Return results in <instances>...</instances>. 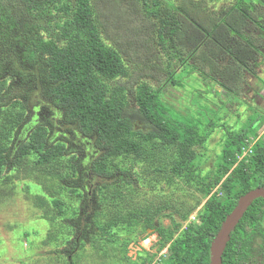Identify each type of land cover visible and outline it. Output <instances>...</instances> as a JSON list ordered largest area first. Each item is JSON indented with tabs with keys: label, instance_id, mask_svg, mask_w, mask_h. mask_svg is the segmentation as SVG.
Segmentation results:
<instances>
[{
	"label": "trees",
	"instance_id": "16d2710c",
	"mask_svg": "<svg viewBox=\"0 0 264 264\" xmlns=\"http://www.w3.org/2000/svg\"><path fill=\"white\" fill-rule=\"evenodd\" d=\"M111 29L121 32L116 43L109 42ZM259 32L264 0H0V181L14 190L15 178L36 165L37 180L24 183L41 190L22 192L38 207L43 198L40 210L56 219L37 251L54 245L52 264H82L95 255L113 264H210V245L226 216L241 196L264 187V135L251 129L254 123L236 129L216 116L227 99L239 97L248 75L256 79ZM141 43L146 50L128 56ZM142 55L147 64L159 57L161 63L148 65L167 76L161 86L131 70ZM187 77L191 88L182 96L191 95L190 110L177 116L165 90ZM262 79L259 73L258 96ZM210 91L214 100L206 98ZM32 94L92 143L96 156L87 168L76 137L54 135L51 122L31 127L15 150L31 123ZM257 109L264 119V108ZM87 171L99 180L90 197L81 185ZM157 217H169L172 226ZM148 229L159 235L157 254L164 249L166 257L130 262L128 246ZM222 264H264V198L231 233Z\"/></svg>",
	"mask_w": 264,
	"mask_h": 264
},
{
	"label": "rangeland",
	"instance_id": "374dc122",
	"mask_svg": "<svg viewBox=\"0 0 264 264\" xmlns=\"http://www.w3.org/2000/svg\"><path fill=\"white\" fill-rule=\"evenodd\" d=\"M108 34L107 36L110 39L109 42L116 43L118 42V36L121 34V32L119 30L111 29ZM259 34H261V36H264V32H259ZM112 39L116 42H114ZM123 43H125V41H123ZM131 48L133 49L134 53H132L129 49L128 56L130 57L135 56V53L139 50H146L144 43H141V46L138 45L137 49H135L134 47ZM261 50L263 53V57L260 58L262 67H260L255 73L256 79L251 77V75H248L246 77L248 83L240 92L239 97H237L235 100L230 98L227 99L225 107H222L221 111L216 115L217 120L224 119V117L226 116L227 118H229L228 120L231 124L239 125V127L236 129H239L240 127L248 128V125L252 126V124L254 123V128H250L253 131L258 132L259 136L264 135V119H257L259 116V110L257 109V107L259 109L264 108V91H261V95L258 96L255 94V90L259 89V86L256 83V80L259 79V73L260 76L264 79V47L261 48ZM159 54L160 52L158 53V56ZM138 61L140 62V65H138L139 69L136 70L133 66H131V70L135 71V76H142V78L146 77L153 83H157L158 86H161V84L164 83V81L162 83L163 77L164 79H166L167 76L164 75L161 70H157L156 67L151 68V66H149L153 65L154 63H148V65L146 63L148 62L147 58L144 55L139 57ZM154 62V65H156V62H160L159 57L155 59ZM154 69L155 71H153ZM130 82L131 81L126 82V84L131 86ZM179 82L181 84L176 86L175 89L173 87L168 88L167 86L165 90V95L168 98L167 100H169V102L176 107L175 109L178 113L177 116L185 117L184 114L188 113L190 110L189 106L191 105V95L189 94V96H185L184 94L182 96V91L188 90L187 88L189 87L191 88V82L189 80V77L185 78L184 81L182 80ZM12 85L14 90H18L20 84L13 83ZM27 87L30 88L32 86L28 84ZM32 95L33 97L31 98L32 101L30 104L31 111L29 112V117H31L30 122H35L37 123V125L47 124L48 122H51L54 125V135H61V138L63 137L66 140H73L76 137V139H74V143L76 145H78L79 143L81 148L84 149V152L82 153L84 155V159L82 162L83 166H86L87 163H90V157L92 156V161L96 156L94 152L95 149L92 146V143L82 137L76 126L65 124L62 121V117L55 116L54 108L44 102V99H41L37 94ZM206 98L214 100L215 95L212 93V91H210L209 95H206ZM228 101H231L233 103V106L236 105L234 113L231 112L232 109L228 107ZM209 103L210 101H208V104ZM214 114L215 113L212 110L209 112V115L212 117L214 116ZM188 115H191V113H189ZM203 116L205 115L197 114L196 117L203 118ZM75 144L72 146L71 149H74V147L76 146ZM33 167L34 169L30 167L32 170L28 172L26 178L18 179L15 178L16 175L13 177L15 178V185H17L16 189L14 190L11 188V182L7 180L0 181V264H46L47 262L48 264H52V261L49 257H47V255L48 252L56 250L55 246L52 244H48L46 248V246L41 245V248H39V250L41 251H37V246H39V244L48 237L49 233L53 232L51 230L53 228L52 225L56 221V219H54L55 214L52 215L47 212L43 213V211L40 210L45 207L42 206L45 201L43 203H40L43 198H40L39 204H41V206L38 207L35 203L33 204L29 202L22 192L24 187H30L31 192L33 194H37L41 190V187L34 184L33 182H27V186H25L24 181L37 180V177L35 176L36 165L33 164ZM164 170L166 172L167 170L168 172H170L169 167L167 165L164 166ZM83 178L84 180L81 185L85 186V191L90 197L95 187L98 185L99 180L92 176L88 177V171L84 173ZM51 181L52 179H50L47 184H51ZM100 183L102 184V182ZM184 187L191 190L192 192H195L193 188H189L186 186ZM53 188L55 190L57 189L55 187ZM204 202L205 201H203L202 204L199 206L200 208L202 207ZM91 205V201L86 204V212L91 209ZM46 208L48 209V206H46ZM195 215L196 212L190 217V220H194ZM46 217L49 218L52 223ZM158 218L159 217L155 219V222H161L164 227L172 226V222L169 217H163V219ZM174 218L177 222H180V219L178 217L175 216ZM82 228H84V226ZM179 232H177L175 236H177ZM145 238L149 239L148 243L144 242L146 240ZM159 238L160 237L155 232V230L148 229L145 234H141L138 236L136 242H133L128 246L127 258L130 260V262H135L139 255H156L157 260L161 257H166L165 253H163L164 249L157 254ZM119 249L120 247L116 245L115 251L118 254H122ZM111 251L112 252L109 253H113L114 249H111ZM40 253L47 254L44 256L40 255L41 259H39L37 254ZM53 256L57 258L56 252H53ZM79 256V254H75L74 258ZM96 256L97 255L92 257V259H89L90 262H84L82 264H104L105 261L107 263L113 264L114 262H116L114 258L109 256H107V258H105L104 256H102V258L97 256L98 260H96Z\"/></svg>",
	"mask_w": 264,
	"mask_h": 264
},
{
	"label": "water",
	"instance_id": "95a60500",
	"mask_svg": "<svg viewBox=\"0 0 264 264\" xmlns=\"http://www.w3.org/2000/svg\"><path fill=\"white\" fill-rule=\"evenodd\" d=\"M36 124L37 123L35 122L29 124L30 126L26 128V131L23 132L18 139L15 150L18 149L22 142L27 138L30 128L34 127ZM259 198H264V187L255 188L240 197L236 207L226 216L221 224L220 230L211 242L210 264H222V256L226 250L228 242L230 241L231 233L235 230L248 208ZM144 242L148 243L149 239H146Z\"/></svg>",
	"mask_w": 264,
	"mask_h": 264
},
{
	"label": "flooded vegetation",
	"instance_id": "af4514ba",
	"mask_svg": "<svg viewBox=\"0 0 264 264\" xmlns=\"http://www.w3.org/2000/svg\"><path fill=\"white\" fill-rule=\"evenodd\" d=\"M81 159H82V160H81V163H80V164H81V168H82V167H83L84 169L87 168V167L90 165L91 162H90V163H87L86 166H83L82 162H83L84 156H82ZM165 250H166V249H165ZM158 260H159V259H158Z\"/></svg>",
	"mask_w": 264,
	"mask_h": 264
}]
</instances>
